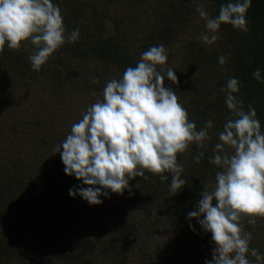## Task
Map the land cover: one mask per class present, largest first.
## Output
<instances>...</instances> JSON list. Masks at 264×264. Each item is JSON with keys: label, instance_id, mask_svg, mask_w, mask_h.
I'll return each mask as SVG.
<instances>
[{"label": "clouds", "instance_id": "1", "mask_svg": "<svg viewBox=\"0 0 264 264\" xmlns=\"http://www.w3.org/2000/svg\"><path fill=\"white\" fill-rule=\"evenodd\" d=\"M251 2L226 0L214 17L198 5L196 11L207 29L201 39L214 43L217 31L226 23L247 32L246 14ZM79 35V28L67 33L60 7L53 0H0V52L6 44L19 49L21 42H30L35 46L29 57L33 70L38 71L51 54L65 42L77 41ZM167 60L163 44L142 52L134 67H126L119 79L106 82L103 99L91 104L55 146L64 172L82 181L81 186L69 189L70 196L78 194L91 205L102 204V196L131 192L129 182L133 178L148 179L145 170L161 174V181H168L164 173H169V187L174 192L186 184L177 153L184 152L191 142L204 148L205 141L211 139L208 129L213 122L208 120L197 130L196 123L188 119L187 109L178 102L173 88L164 86L165 75L157 70ZM218 62L224 64L225 57L219 56ZM252 76L262 81L261 69ZM166 77L177 82L171 67ZM93 82L98 84L99 78L94 77ZM222 90L234 118L224 123L219 142L208 158L220 170L213 190H203L187 218H195L215 242L212 259H206L205 264H252L246 255L249 253L256 264H262L264 254L250 249L251 233L243 231L242 220L246 216L248 223L254 224L255 217H264V131L255 108L249 104L245 111L242 100L234 95L240 91L238 78L229 77ZM203 155L199 152L196 159ZM189 227L195 231L191 223Z\"/></svg>", "mask_w": 264, "mask_h": 264}, {"label": "trees", "instance_id": "2", "mask_svg": "<svg viewBox=\"0 0 264 264\" xmlns=\"http://www.w3.org/2000/svg\"><path fill=\"white\" fill-rule=\"evenodd\" d=\"M53 2L60 7L67 33L79 28V39L75 42H65L51 54L53 60L47 59L38 71L31 67L28 52L35 46L28 41L21 42V47L17 50L8 48L6 44L4 51L0 52V62L6 68L11 67L16 76L25 81L45 80L48 91L58 103L65 99L62 78L66 65L77 66L71 71V74L76 76L77 91L89 92L86 97L88 96L91 105L99 98H103L106 82L114 78L119 79L126 67H134L140 60L142 52L154 45L173 44L186 30H191L193 24L197 26L195 16L198 13L196 11L198 5H202L209 16L214 17L218 15L220 5L226 0H53ZM116 6L127 9L130 11L129 14L126 17L118 16L113 11ZM149 10L153 13H149ZM246 19L249 29L247 32L226 23L217 31L218 39L214 43L187 44L182 57V69L175 71V74L178 81L184 72L197 71L199 78L192 84L174 83L167 80L166 72H162V75H165L164 86L173 88L178 102L187 109L188 119L196 123L197 130L205 127L208 120L213 122V126L208 129L211 139L205 141L204 148H197L194 146L196 143L189 144L184 155L177 153L178 162H181L179 163L183 168L181 177L186 184L165 203L167 216L173 226L178 229L179 227L184 229L186 226L188 229L186 236L190 240L188 242V246L191 247L188 250L190 255L205 251L210 246V239L195 218L191 221L187 218V214L193 211L195 206L187 207L182 201L193 191L207 190V187L208 191H212L215 186V175L220 169L211 164L208 158L213 153L214 145L219 142L218 133L223 130L224 123L234 118L231 110L224 103L225 91L222 90L229 77L238 78L240 91L234 95H238L242 100L245 111L249 104L255 108L264 131V0H252ZM108 23L112 25L113 32L104 36L105 26ZM221 55L225 57L224 64L218 62V57ZM257 68L261 69L262 81L259 82L252 76ZM205 70L213 72L212 81L206 82L201 79L200 76ZM94 77L99 78L98 84L93 82ZM92 96L95 98L91 99ZM86 97L81 94L78 99L82 101ZM46 106L47 104H43L39 109L42 110ZM29 114L14 123L15 129L24 127L29 130L30 136L36 135V131L45 132L41 128L46 121L41 120L39 116L27 117ZM226 150L231 151L227 146ZM201 151L204 155L197 160L196 157ZM64 167L56 157V167L50 169L60 176H57L58 178L72 185L76 177L67 175ZM32 169L30 173L38 168L32 166ZM164 174L169 176L168 181H161V174H153L147 170L145 175L148 179L135 177L130 180L131 192L125 190L123 195L116 194L115 198L120 201L116 205L118 210L111 216L112 219L115 222H124L129 213L132 214V209L148 211L152 203L164 199L165 185H169L171 179L169 173ZM14 176L15 171L12 167L0 174V225L8 229L12 226V218L15 216L8 212L7 206L14 203L16 198H22L18 195L26 189L23 179ZM30 179L25 180L27 185ZM26 197L31 202L29 208L33 213L40 208V203L45 198L43 193L36 197L28 194ZM19 207L17 203L12 212ZM136 215L137 212L134 216ZM189 223L193 225L195 231L189 227ZM242 224L243 231L251 233L250 249L255 248L259 253L264 254V217L257 216L255 223L250 224L248 217L245 216ZM140 227L145 228L143 225ZM0 229V264L21 263L27 260L36 245L33 244V240L25 235L24 231H22L25 233L24 239H20L19 236L11 237L4 233V229L2 230L1 227ZM252 230L254 232L257 230L256 235ZM110 240L103 243L100 251L106 255L120 256L119 238L113 236ZM80 244L77 246L69 242L51 246V255L63 264H94L92 258L96 254L97 247L93 243ZM201 254L203 257L204 253ZM246 255L252 264H256L255 257L250 253ZM185 256L184 253L183 257ZM210 259L212 257L208 260Z\"/></svg>", "mask_w": 264, "mask_h": 264}, {"label": "rangeland", "instance_id": "3", "mask_svg": "<svg viewBox=\"0 0 264 264\" xmlns=\"http://www.w3.org/2000/svg\"><path fill=\"white\" fill-rule=\"evenodd\" d=\"M113 11L120 17H126L130 12L121 6L114 7ZM149 13L153 12L149 10ZM195 19L197 26L193 24L192 29L186 30L176 42L164 46L168 60L164 66H157L158 71L167 72L168 67L174 71L181 70L187 44H208L201 39V34L207 32L205 20L199 13ZM105 30L104 36L112 33V25L108 23ZM216 34L218 36L219 32ZM34 52L35 48H30L29 56ZM49 58L53 60L51 55ZM76 68L77 66L66 65L62 78L65 99L58 103L48 91L45 80L25 81L18 78L11 67L6 68L0 62V174L12 167L15 171L14 177L20 176L26 186L18 195L22 198H16L14 203L7 206L8 212L15 216L12 218V226L10 229L1 225L0 227L11 237L19 236L20 239H24L23 234L26 233L25 235L33 240V244H36L27 260L14 264H63L51 255V246L69 242L77 246H80V243H93L97 247L92 258L94 264H205V260L212 257L215 247L211 233H207L210 246L205 251H199L196 255L188 254V250L191 249L188 246L190 240L186 236L188 229L186 226L184 229L176 228L167 216L165 203L175 194L169 185H165L164 188L165 198L152 203L148 211L142 209L136 211L131 208L132 214L129 213L124 222H115L111 216L118 210L116 205L120 201L115 198L116 193H110L109 198L102 196V204L91 205L78 194L75 197L69 195V189L81 186L82 181L75 178L73 184L68 185V181L58 178L60 176L50 169L56 167V157L63 164L60 154L54 151L55 146L66 138L72 124L82 118L83 112L90 105L88 96L86 97L89 92L77 91L76 76L71 74ZM200 77L206 82L214 78L213 72L208 70L203 71ZM197 78H199L197 71L184 72L177 82L188 85ZM81 94L86 99L82 101L78 99ZM90 98L94 99L95 96ZM43 104H47L46 108L39 109ZM28 113L30 114L27 117L39 116L41 120L46 121L41 128L45 132L36 131V135L30 136L29 130L24 127L15 129L14 123ZM186 152L187 149L179 154L184 155ZM32 166L38 169L30 173V170H33ZM29 178L31 181L27 185L25 180ZM202 192L193 191L182 202L187 207L195 206ZM40 193H43L45 198L40 203V208L33 213L29 208L31 202L26 196L32 194L36 197ZM17 203L19 209L12 212ZM136 212L137 215L134 216ZM256 233L257 230L254 234ZM113 236H117L121 242L120 256L106 255L100 251L103 243L111 241ZM136 239L139 241H135ZM201 253H204L203 257Z\"/></svg>", "mask_w": 264, "mask_h": 264}]
</instances>
